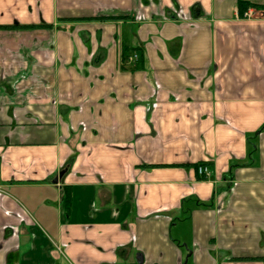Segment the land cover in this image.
I'll list each match as a JSON object with an SVG mask.
<instances>
[{"label": "crops", "instance_id": "obj_1", "mask_svg": "<svg viewBox=\"0 0 264 264\" xmlns=\"http://www.w3.org/2000/svg\"><path fill=\"white\" fill-rule=\"evenodd\" d=\"M241 1L0 0V264H264Z\"/></svg>", "mask_w": 264, "mask_h": 264}, {"label": "built area", "instance_id": "obj_2", "mask_svg": "<svg viewBox=\"0 0 264 264\" xmlns=\"http://www.w3.org/2000/svg\"><path fill=\"white\" fill-rule=\"evenodd\" d=\"M250 2H254L256 0H248ZM264 1V0H263ZM255 13V8L253 6H250L243 14L242 17L244 18H252L254 16ZM138 59V55L137 54H133L132 56L129 57V61L131 63H135ZM198 172L199 174H206L208 172V168L207 166L201 165L198 168Z\"/></svg>", "mask_w": 264, "mask_h": 264}, {"label": "trees", "instance_id": "obj_3", "mask_svg": "<svg viewBox=\"0 0 264 264\" xmlns=\"http://www.w3.org/2000/svg\"><path fill=\"white\" fill-rule=\"evenodd\" d=\"M239 5H240L239 9L242 13H244L250 6H254L256 8L261 7V5H257L254 2H250L248 0H242ZM65 193H66L65 198L67 199V203H68L70 202V194L67 191Z\"/></svg>", "mask_w": 264, "mask_h": 264}, {"label": "water", "instance_id": "obj_4", "mask_svg": "<svg viewBox=\"0 0 264 264\" xmlns=\"http://www.w3.org/2000/svg\"><path fill=\"white\" fill-rule=\"evenodd\" d=\"M61 175V174H60ZM137 261H139V259H137Z\"/></svg>", "mask_w": 264, "mask_h": 264}]
</instances>
